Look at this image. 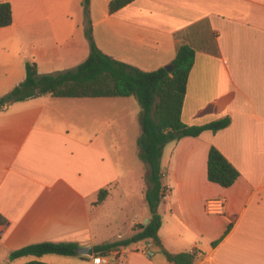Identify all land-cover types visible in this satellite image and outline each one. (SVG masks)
<instances>
[{
	"label": "crops",
	"instance_id": "crops-1",
	"mask_svg": "<svg viewBox=\"0 0 264 264\" xmlns=\"http://www.w3.org/2000/svg\"><path fill=\"white\" fill-rule=\"evenodd\" d=\"M0 1L12 9V23L0 27V96L23 81L27 61H35L39 73L83 62L89 23L104 52L146 71L171 64L180 44L191 46L195 58L183 122L201 125L224 116L231 122L215 133L205 130L164 145L166 217L159 213L158 236L170 253H203L193 264H264V0H133L114 12L111 0H90L87 15L83 0ZM97 98L46 94L0 109V264L33 259L10 254L43 241L94 246L126 239L149 220L142 187V209L130 235L95 243L94 223L123 178L97 114L82 109ZM211 145L239 171L228 188L207 179ZM102 188L108 194L96 203ZM212 196L225 197L223 214L204 212ZM148 248L145 241L123 246L121 261L108 264H174L158 245L151 255ZM39 260L98 264L80 255L45 254Z\"/></svg>",
	"mask_w": 264,
	"mask_h": 264
},
{
	"label": "trees",
	"instance_id": "trees-1",
	"mask_svg": "<svg viewBox=\"0 0 264 264\" xmlns=\"http://www.w3.org/2000/svg\"><path fill=\"white\" fill-rule=\"evenodd\" d=\"M133 0H111L109 12H114ZM90 0H83L85 14H88ZM12 23L10 2L0 1V27ZM85 36L89 43L87 58L74 68L53 73H39L35 61L25 64V78L10 91L0 96V109L16 101L26 100L40 95L53 97L84 98V97H136L140 111L138 120L140 134L137 139L139 158L147 167L145 191L150 217L146 223L137 224L132 236L93 246L94 255L107 253L111 248L127 246L139 241H149L158 245L166 259L174 264H193L203 253L196 250L170 253L162 247L158 230L161 216L158 205L165 195L160 159L162 149L168 142L186 136L197 137L203 131L217 132L227 127L231 119L224 116L201 125H187L181 113L186 94V86L190 70L194 64L195 51L187 44H180L174 59L172 70L164 67L146 71L128 64L104 52L96 43L92 25L85 28ZM237 168L216 148L211 145L207 155L206 176L208 181L221 187L232 186L239 177ZM108 190L98 191L96 203H101ZM215 216V215H212ZM228 224L224 233L212 241L215 246L229 231ZM75 242L43 241L29 244L10 254L11 259L34 257L22 264H49L39 260L45 254L78 255ZM82 256V255H80Z\"/></svg>",
	"mask_w": 264,
	"mask_h": 264
},
{
	"label": "rangeland",
	"instance_id": "rangeland-1",
	"mask_svg": "<svg viewBox=\"0 0 264 264\" xmlns=\"http://www.w3.org/2000/svg\"><path fill=\"white\" fill-rule=\"evenodd\" d=\"M92 100H96V103L84 105L82 109L97 114L99 128L110 147L116 169L123 176L112 192L109 199L112 201L100 215L98 225L94 223L95 234L99 235L96 236L95 243H98L101 239L110 241L117 235L121 237L130 235L133 229L134 215H137L138 211L142 209L140 200L144 199L141 197V189L147 188L148 182L146 180L147 167L138 155L140 105L136 97H98ZM105 118L109 121L108 126L101 124ZM114 143L119 145V149L116 151L113 150ZM165 204L166 201L162 198L159 203L162 211L159 209V213L164 217H166ZM148 247L153 251L155 245L151 244ZM91 259L97 262V257Z\"/></svg>",
	"mask_w": 264,
	"mask_h": 264
},
{
	"label": "built area",
	"instance_id": "built-area-1",
	"mask_svg": "<svg viewBox=\"0 0 264 264\" xmlns=\"http://www.w3.org/2000/svg\"><path fill=\"white\" fill-rule=\"evenodd\" d=\"M225 197L223 196H212L205 199L203 204L204 212L208 215H221L225 211ZM2 223L0 220V227ZM123 246H117L111 248L107 253L102 255H93L92 257H97L98 264H108L111 261H121L123 255ZM91 257V258H92Z\"/></svg>",
	"mask_w": 264,
	"mask_h": 264
},
{
	"label": "water",
	"instance_id": "water-1",
	"mask_svg": "<svg viewBox=\"0 0 264 264\" xmlns=\"http://www.w3.org/2000/svg\"><path fill=\"white\" fill-rule=\"evenodd\" d=\"M164 68L170 72L172 70V64H167L164 66ZM148 220H146L145 222H147ZM145 244L146 245H149L150 242L149 241H145ZM76 252L78 255H82V256H87V257H92L94 255V252H93V246L92 245H85V246H78L76 248ZM149 255L152 254V251L150 250Z\"/></svg>",
	"mask_w": 264,
	"mask_h": 264
}]
</instances>
